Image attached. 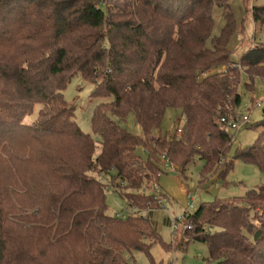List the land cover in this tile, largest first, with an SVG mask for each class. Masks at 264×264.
Returning a JSON list of instances; mask_svg holds the SVG:
<instances>
[{
  "label": "trees",
  "instance_id": "obj_1",
  "mask_svg": "<svg viewBox=\"0 0 264 264\" xmlns=\"http://www.w3.org/2000/svg\"><path fill=\"white\" fill-rule=\"evenodd\" d=\"M252 18L261 24L264 6ZM233 31L229 0H0V264H133L162 242L147 203L158 206L163 157L182 171L203 159L224 180L234 135L221 118L241 104L238 67L264 78V45L236 62ZM75 76L97 86L93 135L64 94ZM262 108L258 140L234 158L264 174ZM169 110L176 126L154 135ZM131 114L143 134L121 125ZM108 191L139 211L110 214ZM184 215L208 264H264V184Z\"/></svg>",
  "mask_w": 264,
  "mask_h": 264
},
{
  "label": "rangeland",
  "instance_id": "obj_2",
  "mask_svg": "<svg viewBox=\"0 0 264 264\" xmlns=\"http://www.w3.org/2000/svg\"><path fill=\"white\" fill-rule=\"evenodd\" d=\"M119 1L121 5L125 2V0ZM229 3L234 20V31L229 40L230 52L231 57L239 62L245 50L255 44L264 45V21L255 24L252 18V7L264 6V0H229ZM226 11L228 10L224 8L214 10L213 35H219L225 27ZM225 66L211 69L202 76L215 70H224ZM238 70L242 72L239 86L242 101L239 107L233 108V115L250 114L251 123L238 131L231 130L234 141L225 161L227 158L233 159L232 168L224 180L220 178L218 170L205 173L203 171L205 160L200 158H196L184 171L179 167L175 171L165 168L159 183L154 186L156 194L163 197L164 208L158 203V206H151V216L158 225L162 242L154 244L149 253L135 252L133 264H208L206 260L209 255L208 247L205 243L192 240L193 235L188 231L189 225L185 216L178 222L180 225L176 232H173L172 228L174 220L180 219L187 211L194 212L201 204L214 202L218 198L243 197L249 190L264 184V174L254 164L234 158L237 149L248 147L259 138V128L256 125L262 120L263 108L253 110V105L264 98V78L260 75H249L242 67H238ZM96 87L92 82L75 76L64 92L69 105L74 109L80 128L91 135H93L91 120L94 107L100 100L96 94L93 95ZM36 112L35 109L34 114ZM178 116V112L169 110L161 128L153 134L165 135L168 130L176 126ZM33 118H27V122H31ZM120 123L135 134H143L132 114L125 120H120ZM53 143L57 144L56 141ZM137 152L144 157L148 156L143 147H138ZM106 203L110 214H116L128 206L119 193L112 191L106 192Z\"/></svg>",
  "mask_w": 264,
  "mask_h": 264
},
{
  "label": "built area",
  "instance_id": "obj_3",
  "mask_svg": "<svg viewBox=\"0 0 264 264\" xmlns=\"http://www.w3.org/2000/svg\"><path fill=\"white\" fill-rule=\"evenodd\" d=\"M263 106H264V98L262 100L257 101V102L254 103L253 110L257 109V108H262ZM221 122L224 123L228 129L233 130V131H238L243 126H246V125L251 123V115L250 114L249 115H241L240 114L238 116L231 115L229 117H222L221 118ZM163 163H164L165 168L169 169L170 171H175L176 170L175 165L172 162H170L168 159H166L165 157H163ZM155 199H157L158 205L161 206L162 208H164L162 195H160V194L157 195L155 197ZM147 204H148V208L151 209L152 205L150 204V202H148ZM137 211H139V209L137 207H129L128 206L126 208V213H134V212H137ZM184 216L185 215L183 214L180 217V219L174 220V224L172 226L173 232L177 231L178 222H180L183 219Z\"/></svg>",
  "mask_w": 264,
  "mask_h": 264
}]
</instances>
